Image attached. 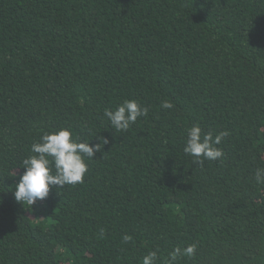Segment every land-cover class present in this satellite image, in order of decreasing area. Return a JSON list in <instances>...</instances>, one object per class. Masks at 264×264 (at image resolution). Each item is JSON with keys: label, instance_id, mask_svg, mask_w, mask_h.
<instances>
[{"label": "trees", "instance_id": "obj_1", "mask_svg": "<svg viewBox=\"0 0 264 264\" xmlns=\"http://www.w3.org/2000/svg\"><path fill=\"white\" fill-rule=\"evenodd\" d=\"M126 99L148 114L117 131L104 111ZM193 124L228 132L221 158L184 153ZM61 128L109 143L83 183L16 201L32 145ZM257 169L264 0H0V264H167L192 244L175 264H264Z\"/></svg>", "mask_w": 264, "mask_h": 264}, {"label": "clouds", "instance_id": "obj_2", "mask_svg": "<svg viewBox=\"0 0 264 264\" xmlns=\"http://www.w3.org/2000/svg\"><path fill=\"white\" fill-rule=\"evenodd\" d=\"M161 107L172 109L174 105L171 101L164 100ZM148 110V107L141 105L135 99H126L114 111L106 109L104 116L117 131H126L137 122L138 118L146 116ZM227 135V131H222L215 137L211 132L202 134L200 125L193 124L187 129L183 151L195 157L197 162H200L201 157L216 160L224 155L216 145H219ZM97 139L99 143L94 144L90 141H79V138H74L71 130L67 128L42 135L39 142L32 145L31 151L35 155L23 160L24 172L15 186L13 193L15 200L33 206L37 201L44 200L52 187L63 188L65 185L83 183L88 171L85 157L90 160L95 159L96 153L109 143L106 137ZM254 175L257 182H264V169H257ZM195 248V244L183 249L175 248L169 254L170 259L167 264H175L177 258L182 255L191 257ZM156 258V252H150L143 258V264H155Z\"/></svg>", "mask_w": 264, "mask_h": 264}]
</instances>
